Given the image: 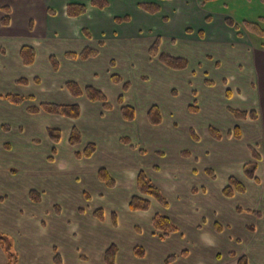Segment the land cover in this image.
I'll list each match as a JSON object with an SVG mask.
<instances>
[{"label": "rangeland", "instance_id": "374dc122", "mask_svg": "<svg viewBox=\"0 0 264 264\" xmlns=\"http://www.w3.org/2000/svg\"><path fill=\"white\" fill-rule=\"evenodd\" d=\"M51 1L60 15L57 2L61 0ZM76 1H84L85 3L78 4L84 6L88 4L91 7L90 13H86L82 20L76 22L90 23L89 28L82 31L83 34L89 32L91 40H96L97 43L107 40L108 47L105 46L101 50L103 52L100 57L81 64V67L76 69L69 68L67 61L64 62V55L67 51H80L82 45L65 39V41L54 40V43L48 41L49 44L43 47L38 45L37 61L30 67L15 64L16 56L11 49H9L11 67L9 64L6 67L0 65V95L11 93L26 98L33 97L32 100L35 101L33 103H30V100L26 101L22 105V111L21 107L16 105H12L11 110L0 107V181L4 182L0 187V197H4L0 206L2 204L5 209L17 211L18 203L28 197L30 190L42 192V201L38 204L30 201L24 212V216L29 221L30 218L38 219L42 216L48 226L46 229L42 227V232L35 234L34 244L42 254L40 264L47 263L46 254L52 250L51 245L56 246L66 264H104L103 255L112 244L119 247L118 261H120L117 264H164L169 256L177 257V260L171 264H237L245 255L252 259L250 253L248 254L252 250L261 248V252L264 251V230L262 229L257 237L248 235V232L242 228V218L236 220L233 217L234 214L243 218L251 216L248 213L240 216L236 213L239 207L249 208L248 203H244L248 201H242L243 199L240 198L237 204L238 197L225 200L218 192L219 187L224 185L229 176L238 177L237 170L241 171L243 166L232 162L233 164L227 168L215 169L218 177L215 181L216 185L206 189L214 196L213 200L216 203L222 204L221 207L225 209L232 207L233 214L231 215L230 210H226L223 216L218 209L202 206V202L209 200V197L202 195V186H204L202 176L195 170L197 160L200 166H207L208 163L215 166L222 162L217 161L212 148L209 149L210 155L201 154L203 147L208 146L209 139L206 136L210 126L220 129L225 135L221 148L227 150L230 148L226 133L234 124L233 119L229 118L231 115L225 110L226 107L232 106L247 111L260 110L264 125V36L251 33L245 27V23L250 21L259 23L264 29V22L261 19L264 18V0H201L200 5L195 0H178V4H184L179 7L171 3L173 0H161L167 3L164 13L168 14L167 17L170 16L169 20L174 21L176 26H168L165 19L154 17L155 15H152L148 22H144L138 15V10H142L141 4H154L149 0H113L106 40L104 38L99 40V29L96 28L95 22L98 14L101 16L105 14L106 8L92 6V0ZM86 7L88 11V6ZM124 8L130 16L113 17L115 14H121L118 12H122ZM178 10H181L183 16L177 15ZM125 17L130 20L122 23L117 21ZM228 18L235 23V26L226 23ZM223 19L224 23L235 32L238 31V34L243 32L242 35L252 46L249 50L248 48L245 50L246 44L234 42V46L230 48L228 46L229 50L223 51V47L216 45L217 43H207L204 32H192V28L202 31V22L207 24L213 33L218 32L217 29L221 30L220 27L224 25ZM99 20L96 21L99 23ZM181 20L184 27L177 26ZM131 21H135L141 33L139 35L144 39L140 37L134 39L138 42L130 47L126 43H116V40L112 39V35H117L113 25H122ZM159 23L162 24L158 25ZM185 23L191 26H186ZM152 26L159 28L163 34H166L170 27L174 29L171 33L180 29L185 31L190 39L182 36L181 31L180 35L186 41L180 40L174 45L168 43L167 37H163L161 46L164 53L189 59L190 65L185 71L178 74L177 71L169 70L156 59L149 57L147 48L156 39L157 36L153 32L157 28L149 30L144 27ZM140 27L143 30L140 31ZM19 38L25 39L26 35ZM31 38L34 39L33 34ZM238 38L243 39L242 36ZM29 42L24 43L30 46L35 44ZM97 45L92 46L97 47ZM54 55L61 63V71L57 74L53 73L50 65V56ZM250 57L253 63L251 65ZM132 64L134 69L131 68ZM165 69L174 75L165 76L166 73L162 71ZM92 71H98L97 84L94 86L104 91L108 102L114 108L111 112H104L97 107L98 104H92L90 107L84 104L85 101H82L84 112L80 120H66L46 113L29 116L24 112L26 107L46 101L64 104L67 99L63 95H67V91L61 86L73 78H76L81 86L90 85L95 80L90 75ZM113 73L119 74L123 80L129 81L132 85L124 97L126 104L136 108L137 120L134 123H125L120 118L117 101L123 90L122 85L110 84ZM184 74H188L187 78H182ZM35 77L41 79L38 84L16 83L21 78L32 80ZM106 80L110 81L109 84ZM207 80L212 81L214 86H206ZM241 84H244L243 88ZM222 87L230 90L239 89L240 95L229 100L224 99L220 103L225 94ZM192 92L196 93V97H193ZM207 94L218 97L220 101L206 102ZM195 99H197L198 112L192 114L189 108L194 106ZM152 105L162 110L164 122L158 127L152 126L147 119V113ZM74 126L84 136L81 145L77 147L68 145L69 132ZM240 126L246 132L248 140H250L249 136L259 139L258 127H254L258 125H249L243 121ZM47 128L61 130L63 136L57 146L53 145L46 132ZM192 128L201 139V143H194L191 140ZM127 137L138 150H132L129 145L121 143V139ZM261 140L263 138L256 144L264 155V144L263 141L260 143ZM88 143L98 146L93 157L77 159L75 153H81ZM139 149L143 150L144 154L140 153ZM185 150L191 151L194 155L199 153L197 160L192 156L183 158L182 152ZM102 167H107L112 177L116 179L117 186L114 189L108 188L97 178L98 170ZM140 170L146 171L151 180L169 198L171 203L169 209L163 208L153 200L150 211L137 213L128 210L129 196L137 193L135 186ZM260 171V178L264 182L263 168ZM196 189L197 194L194 193ZM86 192L90 195L89 200L84 197ZM199 198L202 202L197 204ZM181 204L192 209V211L185 210L190 211L187 217L180 214ZM55 206L60 207L63 216H57V212L54 211ZM95 209L103 210L104 221L95 218ZM114 212L118 216L117 228L111 221ZM38 213L41 216L37 215ZM156 213L169 216L179 228L177 234L163 239L160 233H156L152 222ZM63 219L67 226L62 223ZM215 223L221 226L223 233L214 230ZM229 225L233 231L235 230L234 233L228 228ZM239 229L244 232H240ZM1 233L10 241L15 255H18V252L20 255L21 252L23 258L27 244L17 243L16 249L18 234L15 237L9 232L1 231ZM255 243L260 246L257 247ZM136 246L144 248L143 258L134 254ZM182 252H186L185 256L181 255ZM230 253H236V256L231 257ZM80 256L87 257L88 260L83 262ZM8 259L11 260V256H8ZM259 259L260 256L257 260ZM7 262L8 260L6 264ZM249 264L261 263L254 261Z\"/></svg>", "mask_w": 264, "mask_h": 264}, {"label": "crops", "instance_id": "0c3cea01", "mask_svg": "<svg viewBox=\"0 0 264 264\" xmlns=\"http://www.w3.org/2000/svg\"><path fill=\"white\" fill-rule=\"evenodd\" d=\"M107 1H108L110 6L104 10V13L106 15L105 14L102 15V16L100 14L97 15L98 19H96V20L100 19L99 23L95 20L96 28L99 29V32H98L99 40H100V38H104L105 40L107 39V36H106L107 35L106 33L108 31L107 25L109 24V19L111 18L110 15H112V13L110 12V8L112 7L111 2L113 0H107ZM149 1L154 3V4H158L160 6V8H161L160 12L156 13L154 17H156V16L162 17L163 19H165V22H166V24H168V26H173V25L176 26L173 23L174 21H172V20L170 21L169 20L170 16L167 17L168 14L164 13V11L166 10L167 3H165V2H163L161 0H149ZM195 1H196L197 4H199V5L201 4V0H195ZM75 3H85V2L84 1H76V0L74 2H70L68 0H64V1L61 0L60 2H57V6L60 8V10H59L60 11V15H58L57 10L55 9L57 7L55 6L53 1H51V0H45L44 2L42 0L41 1L40 0H14L13 2L6 1V0H0V65L3 66V67H6V65L9 64L10 65L9 67H11L12 63H11V55H10V53L12 51V53L16 56V58L14 59V61L16 60L15 64H17L19 66H21V65L22 66H26V65H24V63L22 61V57L20 55V51H21V48L23 46H30V45H26L25 44V43H27V41H30L29 43H35V44H31V46H33L35 48L36 54H37L38 45L43 47V45L49 44V42L54 43V40H63V41H65V39L67 41H71L72 40V42H76V43L78 42L80 45H82L81 46L82 49L85 48V47L92 46L93 44H98L99 42L97 43L96 40H91V37H90V39L86 38L84 36L83 32H82L84 29H88L89 28V24L90 23H88L87 21H86L87 23L84 22V21L81 22V23H76L77 20H82L83 17H85L88 13H90L91 7L88 4L86 5V6H88L87 14L79 16V17H76V18H71V17H69L67 15V5L68 4H75ZM171 3L175 4L177 7H179V5H184V4H180V3L178 4V0H173ZM6 7H8L10 9V14H9L10 23L7 26L4 25L2 23V21H1L3 18L7 17V14H5V12L2 10V8H6ZM125 9L126 8H124L122 12H118V13H121V14H115V16H113V17L114 18L115 17H122L123 15L130 16ZM138 15H140V18L142 20H144V22L145 21L148 22L150 20V18H152V15H150L147 12H144L142 10H138ZM177 15L178 16L179 15L183 16L181 10L177 11ZM31 22L33 23L32 28H30V23ZM160 24H162V23H159L158 25H160ZM223 24L224 25H222L220 27L221 30L217 29L218 32L214 31V33H213L212 30H210V28H208V25L202 22V25H201V30L202 31H199L197 29L194 30V28H192V32H194V31H198V32H202V33L204 32L203 34H204L205 39H206L205 41L207 43L210 42L212 44L217 43L216 45L223 47V51H226L227 49L229 50L230 46L231 47L234 46L235 45L234 42H236V43L239 42L241 45H245L246 44L245 50H247V48L249 50L250 47H252L250 45L248 39H245V37L242 35L243 32H242V34H240V33L238 34V31L235 32L233 29L228 27L226 25V23H224V19H223ZM111 25H113V23ZM180 25L184 27L182 20L179 22V24L177 26H180ZM185 25H186V23H185ZM188 25H186V26H188ZM117 26L113 25V27H115L116 29L112 27L114 32H115V34H117L115 36L112 35V39L116 40V43H118V44L126 43L130 47V46H132V44L138 42V40H134V39H139L138 37H140V39H142V40L144 39V37H141V35H139L140 32L138 31V29L136 27L137 25H136L135 21L134 22L131 21L129 23H123L122 25H117ZM189 26H191V25H189ZM145 28H147L149 30H154L157 27H155V26L144 27V29ZM177 28H179V27H177ZM203 28L205 30H203ZM139 30L141 31V30H143V28L140 27ZM172 31H174V29H172V27H170L168 29V32L166 34H163L159 30V28H157L156 31L153 32V34L155 33L156 36H159V37H162V38L163 37L164 38L167 37L168 38L167 40H169L168 43L174 44V45H176L180 40L182 42L186 41V40L183 39L182 36H184L185 38L190 39L187 36V34H185V31H183V29H180L177 32L175 31V33H171ZM181 31H182V36L180 35ZM32 34L34 36V39L31 38ZM23 35H26L25 39L24 38L23 39L19 38V37H21ZM177 35H180V36H177ZM239 36H242L243 39L238 38ZM245 41H248V42L245 43ZM104 43H105V45L100 48L101 54L103 52L101 50H103V48H105V46H106V48L108 47L107 46V44H108L107 40ZM35 45H36V47H35ZM228 46H229V48H228ZM214 47H215V45H214ZM9 49H11V51ZM77 52H79V51H77ZM37 57H38V54H37ZM92 60H94V59H89L88 61H80V60H78V61H70V60L66 59L64 62L67 61L66 64L69 65V68L76 69L78 67H81L80 66L81 64H85V63H87L89 61H92ZM36 61H37V58H36V60H35V62L33 64H35ZM250 61H251L250 65L253 64L252 63V57H250ZM32 65H30V66H32ZM51 68H52V66H51ZM131 68L134 69V64L131 65ZM59 71H61V66H60ZM59 71H57L56 74ZM107 71H108V69L106 70V72ZM162 71L166 73L165 76L166 75L170 76V74L174 75V74H172V72H168L166 69L162 70ZM183 71H185V70H183ZM97 72L98 71H96V72L92 71L91 74H90L95 79V80H93L91 82V85H96L97 84V80H96V78H98ZM53 73L55 74L54 71H53ZM180 73L181 72H178V74H180ZM184 75L182 76V78H187L188 74H186L185 76ZM179 76H181V75H179ZM179 76H173V77L179 78ZM21 79H27V78H21ZM21 79L17 80L16 83L19 84V85L23 84V83H21V84L19 83V81ZM36 79H39V81L41 80L39 77H35L32 80L27 79V80H29V84L28 85L32 84L33 82L38 84L39 82H36ZM71 80L76 81L78 84L81 85V83H79L76 80V78H73ZM110 81L106 80V83L109 84ZM66 83L67 82H65L64 85L61 86V88H64ZM111 83L112 82H110V84ZM244 84H246V83L244 82ZM244 84H241V88L244 87ZM23 85H25V84H23ZM87 85H89V84H87ZM87 85L84 84V86H87ZM225 85L227 86V83H225ZM84 86H82V87H84ZM206 86H209V85H206ZM212 86H214V84ZM235 87H239V85H235ZM222 88L224 89L225 94H223L224 96H223V99L221 101L219 100L218 97L216 98L212 94H210V96L207 94L208 96H206V97H208V99L206 100V102L211 100V101H215V102L220 101V103H222L224 101V99L229 100L230 98H233L234 96L240 95L239 89L238 90H230V88L227 89V87H222ZM64 89L66 90V88H64ZM122 90H123V87H122ZM228 90L230 92L229 96L227 95L228 94V92H227ZM66 91H67L66 92L67 95H63V96L65 97V99H67V101L65 100L66 102L64 104H68V103L69 104L77 103L78 105L80 104L81 110H82V115H83V112H84L83 106H82V103H83L82 101H85L84 104L89 105L90 107H91L92 104H98V103L89 102L84 97L79 98V99H75V98H73L71 96V94L69 93L68 90H66ZM10 94H7V95H10ZM192 94H193V97H196L195 96L196 93L192 92ZM7 95H2V94L0 95V107L9 108L11 110L13 108L11 106L14 105V104H12L11 102H8V101H6L4 99V97L7 96ZM196 100L197 99H195V101ZM195 101H194V103H195ZM33 102H35V101H33V100L30 101V103H33ZM24 104L25 103H23L22 105H24ZM22 105L20 106L21 107V111H22V107H23ZM28 107H30V106H28ZM28 107H26L25 108L26 111H24V112H26L27 115H29V116L38 115V114L32 115L29 112H27ZM97 107H100V109H102V106L100 104H98ZM230 108L238 110V111L242 110V109L241 110L240 109H236V108H234L232 106H229V107L225 108L227 113L231 115V116H229V118L233 119V124H234L232 129L228 130V132L226 133V138H227V142H228L227 144L229 145L230 148L228 150H227V148H223V149L221 148L220 145H222V142L224 141L223 139H224L225 135L219 129L221 134H222V139L219 140V141H216L215 139H212V137L210 136L209 131H208V135L206 136L209 139L208 146H205V148L203 147V150L201 152L202 155L208 156V155L211 154V151L209 149L212 148L214 150L213 155H215V157L217 158V161H220V160L222 161L221 164L214 166V165H211V163H208L207 166H200L199 165L200 164L199 160H197V155H199V153L197 155H194L190 151V153L192 155V158H195V160H197L196 161L197 165L195 166L196 167L195 170H197V174L199 173L202 176V185H204V186H202L203 187L202 188V195H205V196L209 197V200L208 199H206V200L203 199V200H205V202H202L201 199L199 198L200 201L198 200L197 204H200L202 202L203 203L202 206L206 205L207 206L206 208H208V209H218V212L221 214V216H223V212H226V210H230L231 211V215H232L233 214L232 207L231 206L230 207H226V209L221 207L222 204L216 203V201L213 200L214 196H212L211 193H208L206 191V189L209 186L210 187L211 186L214 187L216 185L215 181L218 179V177H217V173L215 172V169H220V168L224 169V167L227 168V167H229L230 165L233 164L232 162H236V164H241L243 166V168H242L241 171L237 170V172H238L237 176L238 177H236V176L235 177L238 179V181L240 183H242L245 186V191H244V193H241V194H235V196H233V198H237L238 197L237 201H236L237 204L239 203V199L240 198L243 199L242 201L247 200L248 202L245 201L244 203H248L249 208H245L244 209L243 207H239V208L243 209L244 212L240 213L237 210L236 213L239 216L240 215H244L245 213H248L251 216L243 218V216L237 217L234 214L233 217H235L236 220L242 218L241 225H242L243 230L247 231L248 235H253L254 237H257L261 233V230L262 229L264 230V217L263 218L256 217L253 213H250V212H247V211L249 210V211H254V212H261L264 215V182H262V180L260 178V175H261V171L260 170L262 168L264 170V155L261 154V151L257 147V144H256V142H259V140L261 138H263V140H261L260 143L263 141V144H264L263 114H262V112H260V110L257 111L255 109H252L257 114V118L256 119H253V120H251V119L237 120L230 113V111H229ZM120 110H121V108L119 106V115H120ZM103 111H104V109H103ZM242 111H247V110H242ZM247 112H251V111H247ZM106 113H108V112H106ZM40 114H44V113H40ZM82 115H81V117H82ZM136 118H137V116H136ZM92 120L94 121V118H92ZM88 121H91V120H88ZM243 121L246 122V124H249V125H258V126H254V127H258L259 133H258L257 137H259V139H255L254 137L249 136L250 140H248V137H246V132L243 130L242 126H240ZM94 122H96V121H94ZM163 122H164V120H163ZM210 127H212V126H210ZM235 128L239 129V132L241 134L240 138H236V137L230 135V131L235 129ZM195 134H196V132H195ZM228 135H230V136H228ZM196 136H197L198 140H196V141L193 140L194 143H201V139L199 138V136L197 134H196ZM190 138H191V135H190ZM191 140H192V138H191ZM250 147L256 148V150H257V152H258V154L260 156V161H258V167H257V170H256L257 171L256 172V179L257 180L248 178L247 175H246V172H244V166L247 163L254 161L252 159V150L250 149ZM97 149H98V146H97ZM102 168H107V167H102ZM99 169H101V168H99ZM209 169H212V171L215 173V175H216V179L215 180L212 179L210 176H208L207 173L205 172L206 170H209ZM108 171H109V169H108ZM109 172L111 174V171H109ZM228 175H230V174H228ZM13 176H14V174H13ZM111 176H112V174H111ZM232 176H234V175H232ZM232 176H229V178L224 183V185H221V187H219V189H218V192H220L221 196H223L225 200H232L233 199V198H227L222 193L223 189L228 185V181H229V179ZM194 177H196V175ZM3 183L4 182L0 181V187H2ZM157 187H159V186L157 185ZM162 193H163V191H162ZM197 193H198V190L196 191V194ZM29 194H28V197L26 199H24V200L22 199V202L20 201L18 203L17 211L16 210L15 211L14 210L10 211L9 209H5L4 207H2L3 206L2 204L0 206V232L1 231L9 232V234L14 235L15 237L18 234L19 238H17V240H16V249L18 248L17 243H19V245H20V243L23 244L24 242H25V244H27V246L25 247V249L27 251H24V254H23L24 257L23 258L21 256V252H20V255H19V252H18V255H19L18 261L20 262L19 263L17 261L18 264H40V262H41L40 259H42V257H41L42 254H41V251L38 250V248L34 244L35 236H36L35 234L37 232H42V229H41L42 227H44L45 229L48 227L46 225L45 220H43V217L40 215V213H38L37 215H40L41 217H38V219H35V218L31 219L30 218V221L27 219V217L24 216L26 205H28V203H30V201H31ZM163 194L165 195V193H163ZM42 196H43V194H42ZM165 197H166V195H165ZM3 198L0 197V203H1V201H3ZM129 198H130V196H129ZM167 199L169 201V198H167ZM129 203H130V201H129ZM129 203L127 204V208L129 206ZM214 204H216V206ZM57 207H59V206H55L54 208L56 209ZM170 207H171V203L169 201L168 209ZM210 207H212V208H210ZM55 209H54V211H55ZM179 209H180V214L182 213V215L185 216V217H187L188 213L190 211H192L191 208L183 207L182 204L179 206ZM187 209L190 210V211L186 212L185 210H187ZM223 209H225V210H223ZM61 211L62 210L60 209V212ZM156 214H154V215H156ZM57 216L61 217L63 215H62V213H59V214H57ZM167 217H169V216H167ZM55 219L57 220L58 218H55ZM169 219H170V217H169ZM64 221L65 220L63 219V222H62L63 224H64ZM111 221H112V218H111ZM172 222L174 223V221H172ZM117 223H118V216H117ZM227 223H229V222H227ZM261 223H263V224H261ZM64 225L67 226L66 224H64ZM174 225L178 228V226L175 223H174ZM118 226H119V223H118ZM228 228L234 233L235 230L233 231L231 226L228 227ZM258 229H259V232H257ZM214 230L219 233V231L216 230V223L214 224ZM221 230L222 231H220V233L221 232L223 233L224 230L222 228H221ZM239 230H240V232H244L241 229H239ZM178 231H179V228H178ZM68 237H69V235H68ZM237 238H238V235H237ZM71 241H73V240L71 239ZM256 245H257V247L260 246L259 244H256ZM51 249L52 250L49 251L48 254H46V255H48V257H46L47 258V263L46 264H54L53 258L55 256V249H57V248H56L55 245H51ZM52 251H53V255L51 256ZM57 251L59 252L58 249H57ZM249 253L252 256V259L250 258V256L248 257V255H245L246 257H248V264H249V262L252 263L254 261L258 262V263L260 262L261 264L264 263V251L261 252V248L260 249L258 248L257 250H252V252H248V254ZM257 256L258 257L260 256L259 260H257L258 259ZM61 257H62V255H61ZM103 258H104V255H103ZM117 258H118V256H117ZM80 259H81V256H80ZM62 260H64V259L62 258ZM87 260L88 259L86 257L85 260H83V262H86ZM6 261H7L6 253H5V251H3V249L0 246V264H6ZM51 261H52V263H51ZM119 261L117 259L118 263H119ZM64 264H66L65 260H64ZM104 264H105V258H104Z\"/></svg>", "mask_w": 264, "mask_h": 264}, {"label": "trees", "instance_id": "16d2710c", "mask_svg": "<svg viewBox=\"0 0 264 264\" xmlns=\"http://www.w3.org/2000/svg\"><path fill=\"white\" fill-rule=\"evenodd\" d=\"M91 5L100 8V9H105L107 8L108 1L107 0H92ZM140 8L147 13L151 15H155L156 13L160 12L161 8L158 4H150V3H144L140 5ZM2 10L7 14V17L3 18L1 21L4 25H8L10 23L9 19V14H10V9L8 7L2 8ZM87 13V7L82 5V4H68L67 5V15L71 18H76L82 15H85ZM262 21L264 22V18H261ZM130 20L128 17H125L124 19L120 20L118 19L117 21L119 23H122V21H128ZM226 23L230 26H235V23H233L230 18L226 20ZM33 23H30V28H32ZM245 27H247V30H250L251 33H256L258 35H263L264 36V29L261 27L259 23L255 22H250L245 23ZM86 38H90V33H84ZM163 42V38L157 36L156 39L153 41L151 45L148 46V55L150 58L156 59L161 63L162 66H164L167 69H171L173 71H178L182 72L183 70H186L190 62L188 59L185 57L181 56H175L172 54H167L164 53L161 49ZM104 46V42L100 41L96 46H89L83 48L79 52H71L67 51L66 54L64 55L65 60H70V61H88L89 59H95L98 58L101 54L100 48ZM20 55L22 57V61L24 65L30 66L32 65L36 58V50L33 46H23L20 51ZM50 65L52 66V69L54 72L59 71L60 69V62L56 58V56H50ZM111 81L112 83H115L117 85H122L123 87V94L119 95L117 103L119 104L121 110H120V117L121 120H123L125 123H133L135 122L136 119V108L133 106L126 104V97H124V94L126 92H129L130 89L132 88V85L130 84L129 81L123 80V78L119 74H114L111 76ZM36 82H39V79H36ZM206 85L212 86L213 83L212 81H205ZM19 83L23 84H29V80L27 79H21ZM64 88L69 91L71 96L75 99L79 98H86L89 102L93 103H98L102 106V109H104L105 112H111L114 108L112 105L108 102V98L106 97L105 93L100 90L98 87L94 85H87L82 87L80 84H78L76 81L69 80L65 84ZM228 96L230 94L229 90ZM4 99L8 102H11L12 104L16 106H21L23 103L26 101H31L33 97L26 98V97H21L16 94H10L4 97ZM189 111L192 114H195L198 112V107L196 105V101L194 103V106H191L189 108ZM230 113L237 119V120H246V119H256L257 114L254 110L251 112L247 111H238L235 109L230 108L229 109ZM27 112L30 114H40V113H46L50 116H59L62 117L66 120H79L81 115H82V110L80 104L78 105L77 103L75 104H61V103H53V102H45V103H40L39 105H34L30 106L27 109ZM147 119L149 123L154 126L158 127L161 125L163 122V114L162 110L160 107L156 105H152L149 108V111L147 113ZM47 134L50 136L52 143L54 146H57L58 143L62 139V132L61 130L55 129V128H47L46 130ZM70 135L68 138V145L72 147H77L80 146L82 141H83V133L80 132V130L77 127H73L70 130ZM209 134L212 137V139H215L216 141H219L222 139V134L220 130L216 129L215 127H210L209 129ZM190 135L192 140L196 141L197 136L195 134V131L193 129L190 130ZM230 135L234 136L236 138H240L241 134L239 132L238 128H235L230 131ZM228 135V136H230ZM121 143L124 145H129L132 150H138V148L135 145L131 144L130 138H123L121 139ZM252 150V159L254 160L253 162H249L244 166V172H246V175L250 179H256V170L258 167V161H260V156L256 150V148L250 147ZM55 151V150H54ZM97 151V145L94 143H88V145L84 148V150L80 152H76L75 156L77 159L82 160V158L85 159H90L93 157V154ZM139 152L144 154V151L139 149ZM141 154V155H142ZM192 155L190 151L185 150L182 152V157L183 158H190ZM208 176H210L212 179H216L215 173L212 171V169L206 170L205 171ZM97 177L99 180L108 188L114 189L117 186V181L114 177L111 176L110 172L108 171L107 168H101L98 170ZM136 188H137V193L132 195L130 197V203L128 206L129 211L132 212H142V211H150L151 206H152V200H155L159 203L160 206L163 208H168L169 207V201L165 197V195L162 193L161 189L157 187V185L153 182V180L150 179V177L147 175V173L144 170H140V172L137 174V181H136ZM197 190H194V193H196ZM245 191V186L238 181V179L235 176H232L229 181L228 185L223 189L222 193L224 196L227 198H233L235 194H241L244 193ZM30 200L38 204L42 201V193L39 191H34L31 190L29 192ZM85 199L89 200L90 195L86 192L84 194ZM57 214L60 213V208L57 207L55 209ZM83 212V210H80ZM238 212L242 213L244 212L243 209L239 208ZM250 213H253L256 217L263 218L264 215L261 212H254V211H247ZM94 216L95 218H98L100 221H104V212L102 209H96L94 211ZM112 223L114 224L115 227H118L117 223V215L116 213H113L112 216ZM153 222V229L155 230L156 233H160L162 235L163 239H166L174 234H177L178 228L174 225V223L167 217L166 215L163 216L161 214H156L153 216L152 219ZM216 230L219 232L221 230V226L219 224H216ZM0 246L5 251L7 255V260L8 264H18V255H15V252L12 251L11 248V243L9 240L6 239L5 236L2 235L0 232ZM119 253V247L116 246L115 244H112L109 246V249L105 251L104 253V258H105V264H117V256ZM134 254L139 257L143 258L145 255V250L144 248H141L137 246L134 249ZM186 252H182L181 255L185 256ZM8 256H11V260L8 259ZM231 257H235L236 253H230ZM81 259L85 260L83 256H81ZM177 260L176 256H169L164 264H171L174 261ZM54 264H64V260H62L61 255L55 249V256L53 258ZM237 264H248V257L243 256L239 259Z\"/></svg>", "mask_w": 264, "mask_h": 264}]
</instances>
